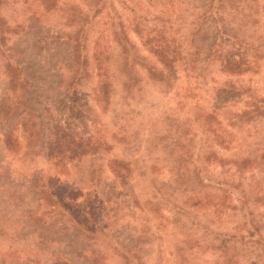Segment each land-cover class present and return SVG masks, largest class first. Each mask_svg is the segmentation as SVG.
<instances>
[{
    "label": "rangeland",
    "instance_id": "374dc122",
    "mask_svg": "<svg viewBox=\"0 0 264 264\" xmlns=\"http://www.w3.org/2000/svg\"><path fill=\"white\" fill-rule=\"evenodd\" d=\"M261 98L264 0H0V264H264Z\"/></svg>",
    "mask_w": 264,
    "mask_h": 264
},
{
    "label": "trees",
    "instance_id": "16d2710c",
    "mask_svg": "<svg viewBox=\"0 0 264 264\" xmlns=\"http://www.w3.org/2000/svg\"><path fill=\"white\" fill-rule=\"evenodd\" d=\"M226 1L227 0H216V7H219L222 5L225 6ZM252 58H256V56L253 55ZM85 63H86V60H85V62H83V61L81 62L79 57H77V58L75 57L73 59V64L76 67L81 66L84 68ZM252 63H255V62H251V60H249L247 55L242 54L238 58L226 57L225 59L222 60L220 66L224 72H227L229 74H243L245 72L252 70ZM8 68H9V70L7 71V75H8L7 90L13 92L14 94L18 93V95L16 96V106L21 108L24 105V102H23L24 96L22 93L24 86L22 84H20V82L18 81L19 75L17 74V69L12 68V67H8ZM159 75H161V72ZM100 89L102 91L101 100L105 101V99L107 97L108 89H109L108 83L105 80L101 81ZM258 102H264V98H261L260 100H258ZM22 113L24 115V111H22ZM262 114H264V111H261V106L260 107L256 106L253 111H251V112L243 111L238 115H241V116H258V115H262ZM26 115H27L26 118L23 120V129H24V132L26 133V137L28 139L27 147H29V149L31 151H36V149L38 151V149H39V151H38V153H39V152H41V149L39 146V141L41 139V129H40L38 123L36 124L35 116H29V112ZM3 138L5 139L4 143L7 145V148L9 149V151L10 150L15 151L16 148H12L9 133H4ZM30 150H28L29 153L26 152L25 154L32 153ZM220 160L221 159H219V161ZM111 163H113L115 165L117 164L119 167H125V165H126L124 161H118V160H112ZM125 169H127V168L125 167ZM97 171H98L97 167L93 166L92 169L90 170L88 176H87L88 181H91V183L94 182ZM41 194H43L42 191H41ZM42 197H41L42 199H48V198L53 199V197H52V195H50V193H48L47 196L43 195ZM135 246L138 247V245H135ZM136 252H138V248H136L135 250H133L132 248H128L126 250V253H129V254L131 253L130 255L139 259L138 254H136ZM115 253L116 254L120 253L119 256H121L120 258L123 259L125 264H130L128 256H126V254L121 253V252H117V251ZM139 264H143V263L139 261Z\"/></svg>",
    "mask_w": 264,
    "mask_h": 264
}]
</instances>
